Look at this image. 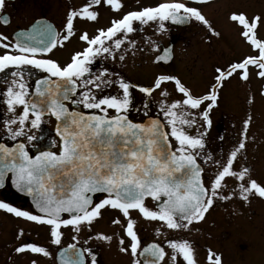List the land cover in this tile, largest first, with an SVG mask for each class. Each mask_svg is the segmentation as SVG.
Listing matches in <instances>:
<instances>
[{
	"label": "snow or ice",
	"instance_id": "snow-or-ice-1",
	"mask_svg": "<svg viewBox=\"0 0 264 264\" xmlns=\"http://www.w3.org/2000/svg\"><path fill=\"white\" fill-rule=\"evenodd\" d=\"M207 3L137 0L125 10L124 0H84L67 7L59 27L40 18L27 28L0 31V189L10 182L32 201L24 210L0 199V210L44 229L46 237L28 241L18 227L10 262L27 257L21 264H103L99 249L115 244L131 264H162L166 256L169 264H197L196 242L174 233L198 232L196 225L218 205L264 200V180L253 176L247 156L252 117L219 158L208 141L224 85L264 81V12L229 11V23L250 51L214 65L203 92L173 73H157L147 85L127 75L129 52H145L132 38L144 26L164 33L168 23L196 22L209 42L219 39L222 33L198 6ZM6 7L0 0L5 26L11 22ZM104 11L116 14L108 25H100ZM73 39L84 46L68 60L50 55ZM144 43L149 52L159 49L155 40ZM171 51L165 48L153 63L173 59ZM137 92L143 95L139 104ZM259 94L264 97V85ZM253 100L250 95L247 102ZM52 119L55 127L46 128ZM106 214L111 231L97 227ZM141 220L164 240L142 245ZM66 234L72 242L65 245ZM208 260L223 264V254L209 249Z\"/></svg>",
	"mask_w": 264,
	"mask_h": 264
},
{
	"label": "flooded vegetation",
	"instance_id": "flooded-vegetation-1",
	"mask_svg": "<svg viewBox=\"0 0 264 264\" xmlns=\"http://www.w3.org/2000/svg\"><path fill=\"white\" fill-rule=\"evenodd\" d=\"M25 2H28L29 4L34 5L36 7L37 16H35L34 19L27 21L26 23L17 22L16 18H18L19 16L16 17V15H18L21 9L24 7ZM83 2L84 0H7V7L4 9V12L10 15L11 22L7 26L0 23V31L11 33L13 32V30L27 28L30 27L37 19L40 18H45L53 25L59 27L64 18V14L66 12L67 7L69 5L80 6ZM252 2L256 3L255 5L257 6V9L260 12H264V0H252ZM124 3L126 4L125 10H129L135 7L137 2L135 0H124ZM246 3H248L247 0L233 1L232 4L234 5L231 7L226 6L225 11L227 12L231 8L235 10H245L247 9L245 7L248 6V4ZM242 5H244V7H241ZM46 7H49L48 16L44 12V9H46ZM250 7L255 8L253 4H251L248 8ZM217 14L219 16L220 12H217ZM113 15L116 14L104 11L103 15L100 18V25H108L110 17H112ZM91 27H95V25ZM227 28L228 26H226L225 28L226 31H228ZM154 29L155 26L153 25L144 26L142 31L137 32L132 37L137 40L138 44L141 47H145V52L143 53V55L146 54V50L148 47L144 43L145 38L151 37V35L153 34L152 31ZM234 30L238 31L235 28ZM226 34L230 35L229 32H226ZM169 45H172L173 52L175 44L172 41H168L165 45L159 43V49L157 50L155 55L157 56L163 48H166ZM83 46L84 45L80 44L76 39H73L71 43H66L63 49H57L54 51L53 54L50 55H53L54 58L58 59L61 62H64L69 59L73 50L82 48ZM143 61L144 59L141 58L138 62H136L135 55L133 56L130 51L126 69L127 75L133 81L137 83H141V81H143V83L146 85V79H148V81L150 82L151 78L146 73V71H144ZM262 85H264V81H259L257 79H253L250 84H244L238 80H230L224 85L222 90H220L219 104L212 110L211 113V119H213V116L217 117L218 124L213 125L208 134V139L212 137L214 131H217L219 137H224L223 141L218 140V143L220 144L209 145L210 150H214L218 158L222 152H227L228 149L232 146V144L239 139V134L242 129V126L241 124L237 125L229 123L231 119L235 121H241L242 116H244V110L246 111V114L248 116H251L252 119L255 121L257 120V118H264V97L259 94V89ZM3 86L4 85L0 83V88H3ZM228 87L235 89L233 97L229 96V91L231 89H228L225 92L227 98L231 100V103L234 104V106L230 110L229 115L225 114V112H219L223 90ZM204 90L205 89H203V91ZM201 91L202 89H200V92ZM250 95L253 96L254 99L257 95L258 98H261L263 100V102H258L256 100H253L251 104L245 102V100L248 101ZM142 100L143 95L140 93L137 103H140ZM257 106H261L262 112L256 111ZM249 108L251 111L250 113L248 110ZM137 116L138 115H136L135 112L132 113V117L134 119H138ZM141 117L143 119V116ZM221 117H223L224 119ZM51 121L54 125V120L52 119ZM218 126H223L225 128L217 129ZM226 127L229 129H227ZM249 135L254 137V142L248 143V161L253 168V176L257 178L258 181H261L264 180V145L261 144V139L264 140V137L261 136L255 128L250 129ZM225 141L228 142L224 143ZM0 199L5 200V202H11L14 204V206L21 207L24 210H29L25 198L14 192L9 184L4 189H0ZM149 203H152L151 200H149ZM263 205V201L259 199H253L250 204H243L239 200H235L233 203L227 204L226 208L224 209L214 208L213 210H211L209 216H207V219L202 224L196 225V227L200 229L198 232L194 231L191 234L187 233L188 235H192L197 239H202L205 241V244L203 246H196L197 264H210V261L208 260L209 249H211L214 253H222L223 260H225V262L227 263L235 261V264H245V260H254L255 257L259 254V245L264 242V210L262 209L264 208ZM221 221H226L227 226L222 227ZM18 227L25 228L26 235L24 239L28 241L38 240L46 242L44 229H37L35 225H32L22 219L14 217L12 214H8L5 211L0 210V264H21V260L27 259V257H14L13 262H10L8 260V257L10 255H14L11 249ZM97 227L105 228L106 230L111 231V229L108 228L107 214L105 215V219L101 221V223L97 225ZM152 227L154 226L149 225L142 220L138 224V230L142 239V245L151 243L154 240L156 242H162L164 240L163 237H160V240L151 239ZM223 228H226L227 232H225V234L228 236L227 238L231 239V242L227 246H220L218 244L219 242L211 238L212 235L216 236L220 234L221 229ZM183 233L186 232H180L178 233V235H181ZM175 234L176 233H174L173 236ZM84 238L85 237L81 235V244L83 243ZM71 242L72 241L70 239V235L66 234L64 242L65 245ZM164 246L166 253L170 255L171 250L168 249L166 245ZM99 251L101 253L100 259L103 261V264H131L130 255L120 253L115 244H113L111 248L102 247L101 249H99ZM41 264H52V261L44 259L41 261ZM162 264H169L167 256L165 257V261L162 262ZM180 264H183L182 259H180Z\"/></svg>",
	"mask_w": 264,
	"mask_h": 264
},
{
	"label": "rangeland",
	"instance_id": "rangeland-1",
	"mask_svg": "<svg viewBox=\"0 0 264 264\" xmlns=\"http://www.w3.org/2000/svg\"><path fill=\"white\" fill-rule=\"evenodd\" d=\"M137 2V0H135ZM233 1L236 0H208L207 4L204 5H198L202 8L203 14L206 16V18L212 23L213 27L220 31L222 33L221 37L219 39L212 38L211 42H209V36L206 34L207 30L202 25L193 22L186 27H177L171 24H167L168 31L164 33H156L155 29L152 31L153 34L151 37H148L151 40H155L158 43H161L162 45H165L168 41H172L175 45L173 48V60L172 62L167 66H162L161 64H155L153 63L154 57L156 56L157 50H153L149 52L146 50V54L143 55L142 53L136 52L135 53V60L138 62L141 58L144 59L143 61V67L144 71L150 76L151 81L149 82L148 79H146V85L152 82L153 76L160 72H166V73H173L179 75L183 81H185L189 86H192L196 91L200 92V89H202L201 92H203V89L206 90L207 85L211 82L212 76H213V69L214 65L218 63H223L225 60L229 58H236L240 57L244 53L250 51L246 45L243 44V42L240 40L238 36V31L234 30L233 25H229L228 19V13L231 10L235 9H229L227 12L225 11V7H231L234 4H232ZM248 6L245 7V9L249 14L253 12H260L257 9L256 3H253L252 0H247ZM157 0H139L140 4L143 5H152L155 4ZM251 4L255 6V8H248ZM137 6V3H136ZM135 6V7H136ZM241 7H244L242 5ZM45 13L49 14V7H46L44 9ZM217 12H220L219 16ZM17 22H23L26 23L27 21H30L37 16L36 13V7L34 5L29 4L28 2L24 3V7L21 9L18 15H16ZM155 26V25H153ZM226 26H228L227 30H225ZM226 32H229L230 35H227ZM141 84H144L143 81H141ZM4 87V86H3ZM231 89L229 91V96H234L235 89H232L230 87L223 90L222 100L219 107V112H225V114L230 113L231 108L234 106L233 103H231L225 92ZM204 90V91H205ZM140 93H136V103L139 99ZM160 99L159 93L156 92L153 94V104L152 109L153 113H155L156 109V102ZM256 101H262L261 98H258L256 95V98L254 99ZM247 102V100H245ZM139 104V103H137ZM249 113L250 108L248 109ZM228 113H227V112ZM256 111L262 112L261 106L256 107ZM244 116H242L241 121H235L231 119L229 123L237 124L242 126L243 120L248 117L246 114V111L244 110ZM137 115V114H136ZM213 116V115H212ZM264 117V116H263ZM138 119H142L141 116H137ZM223 118V117H221ZM224 119V118H223ZM217 117L213 116L212 119V126L217 125ZM228 121V120H225ZM232 121V122H231ZM53 123L50 120L49 123L45 125L46 128L52 129ZM211 126V127H212ZM218 128H225L223 126H218ZM227 128V127H226ZM255 128L258 133L264 137V118L260 117L257 118V120H253L250 125V129ZM229 129V128H227ZM260 136V137H261ZM218 133L217 131L213 132L212 137L208 139L209 145H218ZM262 138V137H261ZM228 141H225L226 143ZM223 143V144H224ZM261 144L264 145V140L261 139ZM264 151V148H263ZM264 176V175H263ZM264 203V200H262ZM227 205H218L217 209H224ZM264 206V205H263ZM262 208V207H261ZM264 210V208H262ZM209 216V214H207ZM215 221V220H213ZM221 226L226 227L227 222L221 221ZM151 239H157L160 240V237H157L155 235L154 227H152L151 230ZM226 228L221 229V233L214 236L212 235L211 238L217 242L220 246H227L231 239H228L227 235L225 234ZM174 236H180V237H186L191 240L196 241V246H203L205 244V241L202 239H197L196 237L192 235H188L187 233H183L181 235L175 234ZM164 238V237H163ZM198 243V244H197ZM207 246V245H206ZM248 246V244H247ZM260 248L258 250V255L255 257L254 260H245V264H264V242L261 243ZM219 254V253H217ZM229 262V261H228ZM235 261H231L229 263L225 262L223 260V264H235ZM242 264V263H238Z\"/></svg>",
	"mask_w": 264,
	"mask_h": 264
},
{
	"label": "water",
	"instance_id": "water-1",
	"mask_svg": "<svg viewBox=\"0 0 264 264\" xmlns=\"http://www.w3.org/2000/svg\"><path fill=\"white\" fill-rule=\"evenodd\" d=\"M170 24H171V25H174V26H178V27H185V26L188 25V24H185V25H176V24H172V23H170ZM169 47L172 48V45H169V46L166 47V48H169ZM164 49H165V48H163V49L161 50V52H160L158 55H161V56L165 55L166 53L164 52ZM170 54L173 56L172 51H171ZM154 60H155V58H154ZM154 60H153V61H154ZM171 61H172V59L169 60V61H167V62L161 60V61H159V62H157V63H155V64L168 65ZM54 127H55V124H54ZM9 185H10V182H9ZM10 187H11V186H10ZM11 188H12V190H13L14 192H16L17 194H19V195H21V196H23V197L25 198V200L27 201V204H28L29 210H31V209H32V201H31V198H30L29 196H27L26 194L17 191L14 187H11Z\"/></svg>",
	"mask_w": 264,
	"mask_h": 264
}]
</instances>
